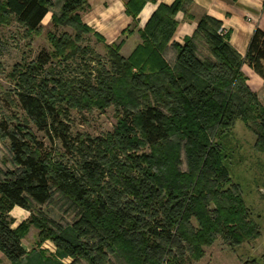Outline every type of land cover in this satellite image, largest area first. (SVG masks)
Segmentation results:
<instances>
[{
  "label": "trees",
  "instance_id": "obj_1",
  "mask_svg": "<svg viewBox=\"0 0 264 264\" xmlns=\"http://www.w3.org/2000/svg\"><path fill=\"white\" fill-rule=\"evenodd\" d=\"M131 0L137 19L148 2ZM191 0L159 5L130 58L122 39L108 59L76 41L94 33L83 23L87 0H65L51 24L72 28L28 67L18 100L28 119L44 133L2 124L19 170L0 180V252L18 264L28 255L25 224L14 229L16 208L32 212L54 193L79 204L81 216L69 234L55 242L64 257L88 264H196L219 239L231 248L261 236L246 201L232 182L227 164L230 136L242 121L264 153V105L242 71L248 64L264 79V31L258 29L242 58L223 35L222 24L202 17L193 37L175 44L176 16H189ZM50 0H0V19L13 18L29 33L43 27ZM124 32V36L130 35ZM107 44V43H106ZM109 45V44H107ZM55 57L62 58L58 66ZM91 57L95 67L79 61ZM77 66L80 72L70 74ZM121 109L120 123L108 136L75 134L71 111ZM63 264V263H58Z\"/></svg>",
  "mask_w": 264,
  "mask_h": 264
},
{
  "label": "rangeland",
  "instance_id": "obj_2",
  "mask_svg": "<svg viewBox=\"0 0 264 264\" xmlns=\"http://www.w3.org/2000/svg\"><path fill=\"white\" fill-rule=\"evenodd\" d=\"M51 18L43 22V27L29 33L13 18L0 19V180L7 179L19 170L14 160L11 142L2 132V124L12 128H20L25 133L30 132L46 144L52 151H60L61 146H52L44 133H41L28 119L18 100L21 81L27 78L31 63L43 51L55 55V43L61 37L69 35L75 40L76 32L69 27L54 26ZM140 35V34H139ZM140 38V36H139ZM76 41V47H89L99 54L102 60L108 59L109 48L94 33H89ZM121 41V40H120ZM115 45L118 46L120 43ZM139 41L142 43V39ZM140 43V44H141ZM136 45L132 38L126 48L121 49V55L130 58ZM132 50H134L132 52ZM91 57L80 60L82 66L95 67L90 63ZM58 66H62V58L55 57ZM80 69L71 68L70 74H76ZM121 109L112 105L105 109L73 110L71 124L75 134L91 137L108 136L114 133L120 123ZM256 136L247 126L238 121L230 136L228 154L231 158L227 164L230 168L232 182L243 195L252 219L260 226L261 236L257 240L237 248H231L219 239L212 247L206 248V255L196 264H264V153L255 149ZM18 210V209H17ZM17 229L25 224L28 231L22 244L28 255L18 264H88L80 258L64 257L58 249L55 237L69 234L81 216L79 204L55 192L52 200L43 206L33 204V211H25L21 218H15ZM27 217V218H25ZM10 264H14L9 261ZM109 264H121L118 259L110 258Z\"/></svg>",
  "mask_w": 264,
  "mask_h": 264
},
{
  "label": "crops",
  "instance_id": "obj_3",
  "mask_svg": "<svg viewBox=\"0 0 264 264\" xmlns=\"http://www.w3.org/2000/svg\"><path fill=\"white\" fill-rule=\"evenodd\" d=\"M50 1L53 3V7L50 9L46 19L50 16L52 20L54 15H61L65 0ZM87 1L90 8L82 14V20L85 25L99 34L110 45L125 39L124 48H126L128 42L134 38L136 42L134 49H136L141 43L139 41L141 38H139V31L144 30L158 6L166 5L170 7L177 0H152L146 4L137 19H134L128 13V3L131 0ZM191 1L193 3L189 12L191 18H188L184 12H179L176 16L178 26L170 42L169 55L167 56V60L170 63L176 60V54L173 50L174 45H184L187 38L193 37L197 31L199 20L204 16L213 18L222 24L221 31L223 35L230 36L232 47L242 58L246 57L255 32L258 29L264 31V0ZM124 32H130L131 34L124 36ZM242 71L248 80L250 89L258 95L260 102L264 105V79L248 64H243ZM17 209L20 210L18 216L21 217L25 210L16 208L14 211ZM19 217L15 216V218ZM0 264H10L9 260L1 252Z\"/></svg>",
  "mask_w": 264,
  "mask_h": 264
},
{
  "label": "bare ground",
  "instance_id": "obj_4",
  "mask_svg": "<svg viewBox=\"0 0 264 264\" xmlns=\"http://www.w3.org/2000/svg\"><path fill=\"white\" fill-rule=\"evenodd\" d=\"M19 211H20V210H16V211L12 212V214H13L14 216L19 217V216H18ZM19 218H21V217H19Z\"/></svg>",
  "mask_w": 264,
  "mask_h": 264
}]
</instances>
